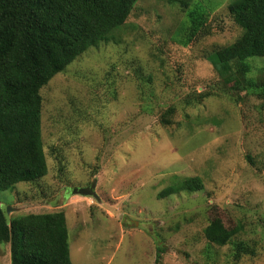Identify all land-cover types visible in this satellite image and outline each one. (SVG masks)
Segmentation results:
<instances>
[{
	"label": "rangeland",
	"instance_id": "obj_1",
	"mask_svg": "<svg viewBox=\"0 0 264 264\" xmlns=\"http://www.w3.org/2000/svg\"><path fill=\"white\" fill-rule=\"evenodd\" d=\"M232 1L189 0L206 9L210 33L185 43L189 20L180 4L139 0L115 38L55 75L41 90L49 172L0 189L9 214L64 209L73 264H231V245L211 236L240 224L233 240L257 254L237 264H264L262 100H184L218 79L205 55L242 32ZM250 60L264 67V59ZM171 107L168 124L162 119ZM192 176L202 179L201 190L158 197ZM94 179L101 202L71 193ZM6 248L0 264H10Z\"/></svg>",
	"mask_w": 264,
	"mask_h": 264
},
{
	"label": "trees",
	"instance_id": "obj_2",
	"mask_svg": "<svg viewBox=\"0 0 264 264\" xmlns=\"http://www.w3.org/2000/svg\"><path fill=\"white\" fill-rule=\"evenodd\" d=\"M138 1L0 0L1 190L21 182H39L48 174L42 88L91 47L115 38L113 32L125 27ZM168 1L187 12L185 43L195 40L202 29L210 33L206 9L198 4L190 8L189 0ZM228 9L242 32L233 42L220 44L205 55L218 79L206 83L202 91L194 87L187 93L184 100L189 105L214 95L233 99L237 94L243 99H260L264 106V67L256 68L250 60L264 59V0H234ZM173 111L171 107L166 112L165 123H170ZM203 186L199 176H192L163 188L158 197L199 191ZM69 187L63 195L70 194L66 192ZM6 207L0 203V246L6 245L10 264H73L64 209L10 215ZM242 225L211 236L217 245H231V264L257 254L249 242L233 240Z\"/></svg>",
	"mask_w": 264,
	"mask_h": 264
},
{
	"label": "water",
	"instance_id": "obj_3",
	"mask_svg": "<svg viewBox=\"0 0 264 264\" xmlns=\"http://www.w3.org/2000/svg\"><path fill=\"white\" fill-rule=\"evenodd\" d=\"M96 184H97V180L94 179L90 185L84 186V187H75L72 189L71 192L73 194H79V195H83V196H92V197L96 198L99 202H101V198L96 191ZM6 209H7L8 213L11 210V208L9 206H7Z\"/></svg>",
	"mask_w": 264,
	"mask_h": 264
},
{
	"label": "crops",
	"instance_id": "obj_4",
	"mask_svg": "<svg viewBox=\"0 0 264 264\" xmlns=\"http://www.w3.org/2000/svg\"><path fill=\"white\" fill-rule=\"evenodd\" d=\"M70 252H71V249H70ZM9 254V253H8ZM9 261H10V258H9ZM9 264V263H8Z\"/></svg>",
	"mask_w": 264,
	"mask_h": 264
},
{
	"label": "clouds",
	"instance_id": "obj_5",
	"mask_svg": "<svg viewBox=\"0 0 264 264\" xmlns=\"http://www.w3.org/2000/svg\"><path fill=\"white\" fill-rule=\"evenodd\" d=\"M90 185V184H89ZM88 186V185H87Z\"/></svg>",
	"mask_w": 264,
	"mask_h": 264
}]
</instances>
